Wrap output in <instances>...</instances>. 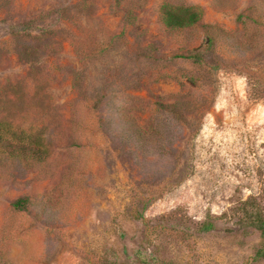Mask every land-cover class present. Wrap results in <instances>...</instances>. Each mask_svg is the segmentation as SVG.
I'll use <instances>...</instances> for the list:
<instances>
[{"label": "rangeland", "instance_id": "374dc122", "mask_svg": "<svg viewBox=\"0 0 264 264\" xmlns=\"http://www.w3.org/2000/svg\"><path fill=\"white\" fill-rule=\"evenodd\" d=\"M2 114L0 264H264V0H0Z\"/></svg>", "mask_w": 264, "mask_h": 264}, {"label": "trees", "instance_id": "16d2710c", "mask_svg": "<svg viewBox=\"0 0 264 264\" xmlns=\"http://www.w3.org/2000/svg\"><path fill=\"white\" fill-rule=\"evenodd\" d=\"M165 23L172 28H183L199 21V16L196 11L190 7H179L174 10H166L164 12ZM29 141H36L35 143ZM38 141H47L41 132V129L26 128L20 123H14L7 114L0 115V146L5 151L8 150L16 154V156L26 155L31 153L42 160V154L45 149L38 145ZM28 198L19 197L13 202L16 209H25ZM264 232V223L260 224ZM204 231H209L214 228V224L207 222L203 225Z\"/></svg>", "mask_w": 264, "mask_h": 264}]
</instances>
